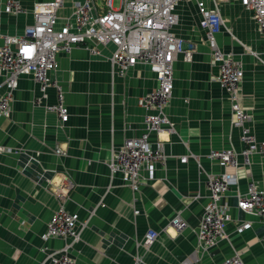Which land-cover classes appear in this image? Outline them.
<instances>
[{
  "label": "crops",
  "instance_id": "0c3cea01",
  "mask_svg": "<svg viewBox=\"0 0 264 264\" xmlns=\"http://www.w3.org/2000/svg\"><path fill=\"white\" fill-rule=\"evenodd\" d=\"M5 1L0 0V46L1 35H22L35 11L52 2L16 0L26 12L14 16L4 13ZM216 2L224 23L217 45L242 67L240 104L249 115L251 133L264 142V37L239 0ZM183 4L176 8L178 23L172 32L194 53L190 63L181 53L173 62V91L165 111L173 129L148 135L151 147L163 150L166 164L141 170L138 192L121 175H112L108 163L112 152L145 131L147 113L137 100L157 87L147 66L138 64L119 76L109 60L111 44L98 55L81 47L58 54L51 79L64 96L69 115L65 124L49 110L57 102L56 87L41 95L31 75L19 78L10 111L0 117V264H41L46 256L63 251L73 264H134L136 258L144 264H182L194 254L200 264H221L234 253L244 264H264V222L236 207L237 197L250 185L264 191V158L251 155L245 166L238 156L237 168H221L208 159L211 151L238 153L243 144L232 127L228 95L212 80L218 68L199 30L197 9L191 18ZM72 12L67 2L57 17L63 20ZM4 81L0 73V97ZM57 147L65 156L54 153ZM223 172L236 176L220 201L231 221L226 238L200 252L197 231L209 201L206 180ZM62 201L67 212L78 216L75 242L42 238ZM177 214L188 225L179 235L168 227ZM244 224L248 227L240 229ZM149 230L159 236L145 248L142 241Z\"/></svg>",
  "mask_w": 264,
  "mask_h": 264
},
{
  "label": "built area",
  "instance_id": "2783aa9c",
  "mask_svg": "<svg viewBox=\"0 0 264 264\" xmlns=\"http://www.w3.org/2000/svg\"><path fill=\"white\" fill-rule=\"evenodd\" d=\"M113 0H52L35 11L33 22L24 29L21 36L1 35L0 73L4 75L5 92L0 97V117H6L10 111L19 78L31 75L41 95L49 87L57 89V102L49 108L55 112L61 124L68 121V111L64 104L61 88L51 79V73L57 68V55L69 54L76 48H84L92 55H98L100 49L108 44L113 46L109 60L119 76L138 64L147 66L157 80L156 89L140 97L137 105L146 110L144 116L145 131L134 139L126 140L123 146L112 152L108 163L112 175L119 174L123 182L133 193L139 191L141 170L150 171L153 166L164 167L167 157L160 147L153 148L148 142L149 133H160L173 129L166 115L173 91V62L178 54H183L185 62L192 61L194 48L184 47L181 39L172 32L178 23L176 8L182 0H120L118 8H113ZM199 15L198 27L204 35L218 73L212 79L226 92L230 101L232 127L240 134L243 148L236 153L232 149L211 151L210 161L221 168H237L238 156L243 165H249L251 155L264 158V142H258L247 126L248 113L240 104V84L243 77L241 65L229 54L223 53L216 41L224 23L216 0H193ZM207 1L213 3L207 7ZM70 2L73 5L71 15L63 20L57 17V11ZM240 5L251 14L258 32L264 37V0H239ZM3 11L8 15H20L25 9L16 0H6ZM4 149L0 147V154ZM54 153L65 156V151L57 147ZM181 163L186 158L180 159ZM236 180L235 174L223 172L210 175L206 180L209 201L204 206L200 219L197 239L200 252H207L226 238L225 227L231 221L227 206L220 204L222 197ZM63 196L59 198L62 200ZM237 209L253 215L264 222V191L250 185L247 192L237 197ZM139 211L134 210V215ZM78 216L69 213L63 201L46 224L44 240L50 238L79 239ZM168 227L179 235L187 228V223L175 215ZM248 227L247 224L240 229ZM168 228V229H169ZM159 233L149 230L142 241L145 248L151 246ZM264 250V233L261 237ZM41 264H73L66 251L52 253ZM134 264H144L136 258ZM182 264H200L197 255H192ZM221 264H244L241 256L234 253L226 257Z\"/></svg>",
  "mask_w": 264,
  "mask_h": 264
},
{
  "label": "rangeland",
  "instance_id": "374dc122",
  "mask_svg": "<svg viewBox=\"0 0 264 264\" xmlns=\"http://www.w3.org/2000/svg\"><path fill=\"white\" fill-rule=\"evenodd\" d=\"M181 2L186 4L187 10L190 13V17L192 18L193 17V9H194V6H195L194 1L193 0H182ZM119 4H120V0H113L112 1V6L115 9L119 7ZM10 35H14V34H10ZM19 36H21V35H19Z\"/></svg>",
  "mask_w": 264,
  "mask_h": 264
}]
</instances>
